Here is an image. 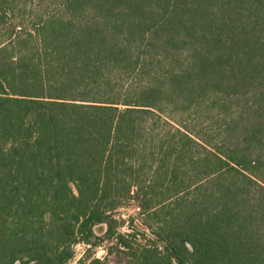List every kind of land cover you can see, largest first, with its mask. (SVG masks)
Listing matches in <instances>:
<instances>
[{
	"label": "trees",
	"instance_id": "1",
	"mask_svg": "<svg viewBox=\"0 0 264 264\" xmlns=\"http://www.w3.org/2000/svg\"><path fill=\"white\" fill-rule=\"evenodd\" d=\"M111 257L264 264V0H0V264Z\"/></svg>",
	"mask_w": 264,
	"mask_h": 264
},
{
	"label": "rangeland",
	"instance_id": "2",
	"mask_svg": "<svg viewBox=\"0 0 264 264\" xmlns=\"http://www.w3.org/2000/svg\"><path fill=\"white\" fill-rule=\"evenodd\" d=\"M136 210L134 208H126V209H121L119 211V216L120 218L123 220V223H121V227H119V231L120 232H128V218L130 214H135ZM106 226L104 224H99L97 226H94L93 228V232L96 236L100 237L103 236L104 232H105ZM105 245H102V247H98L96 249H94V254L95 257L101 258L104 256L105 254V250L104 247ZM87 248L86 245L84 244H78L75 246V259L77 260L79 259V257L82 256V254L84 253L85 249ZM109 260H114L116 262V259L114 258H109ZM115 262H111L109 264H114ZM115 264H123L121 262H116Z\"/></svg>",
	"mask_w": 264,
	"mask_h": 264
}]
</instances>
